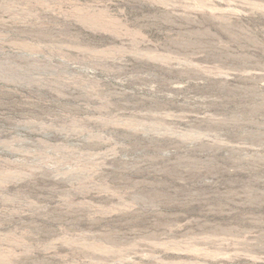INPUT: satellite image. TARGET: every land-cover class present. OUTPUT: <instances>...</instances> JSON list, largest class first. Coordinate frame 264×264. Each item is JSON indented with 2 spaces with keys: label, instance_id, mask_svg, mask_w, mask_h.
<instances>
[{
  "label": "rangeland",
  "instance_id": "1",
  "mask_svg": "<svg viewBox=\"0 0 264 264\" xmlns=\"http://www.w3.org/2000/svg\"><path fill=\"white\" fill-rule=\"evenodd\" d=\"M0 264H264V0H0Z\"/></svg>",
  "mask_w": 264,
  "mask_h": 264
}]
</instances>
